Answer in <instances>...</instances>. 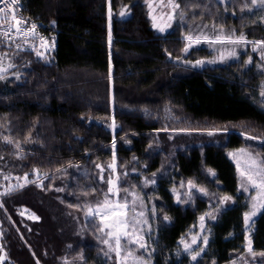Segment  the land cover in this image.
<instances>
[{
  "label": "trees",
  "instance_id": "obj_1",
  "mask_svg": "<svg viewBox=\"0 0 264 264\" xmlns=\"http://www.w3.org/2000/svg\"><path fill=\"white\" fill-rule=\"evenodd\" d=\"M230 1L177 0L180 23L161 35L144 0H26L24 17L51 28L57 45L48 64L0 42L15 64L0 79V151L21 175L46 176L42 187L29 182L3 197L14 201L0 209L4 264H117L114 254L102 257L85 217L108 188L100 177L114 172L129 190L155 181L148 187L156 210L153 264H229L247 256L249 203L228 154L245 148L264 160V72L244 56L197 64L212 56V44L186 40L196 23L220 21L249 43L263 42L264 24L244 23L257 10L251 0ZM246 4L252 12L242 10ZM224 9L227 20L219 19ZM189 182L191 199L184 195ZM225 196L231 204L220 203ZM21 205L36 219L22 216ZM214 206L220 210L207 217L210 242L193 263L179 242ZM250 238L253 252L264 253V209Z\"/></svg>",
  "mask_w": 264,
  "mask_h": 264
},
{
  "label": "rangeland",
  "instance_id": "obj_2",
  "mask_svg": "<svg viewBox=\"0 0 264 264\" xmlns=\"http://www.w3.org/2000/svg\"><path fill=\"white\" fill-rule=\"evenodd\" d=\"M217 1L222 2L223 4L231 3L230 0H217ZM144 2L146 3L148 7L149 15L152 21V26L158 34L165 35L174 27L176 23L178 22L180 23L179 8L175 6L176 4H178L177 0H144ZM253 6L257 10H255L252 13L253 15H247L244 18V20L246 21L244 23L251 24L254 22L256 23L261 22L264 24V6H262V0H257L256 4H253ZM251 8H252L251 6L246 4L242 10H244L245 12H250V11L252 12ZM225 11L227 10L224 9V11L222 10L219 12L220 14L219 19H223V20L229 19L228 17L229 14L226 13ZM232 17L234 16L232 15ZM202 22L196 23V25L192 27V31L189 32L188 35L197 34L200 30V26H206V27H203V31L205 34H207L210 37L215 36L217 33H222L224 37L231 35L233 39H236L241 35H243L244 37V42L240 44L225 43V44L212 45L211 46L212 56L209 59L203 60L202 64L204 65L225 64L230 61L240 60L244 56L243 59L247 66L254 65L256 68V72L258 74H260L262 71L264 72V45H262L259 42L249 43L246 40V37L243 32L240 33L239 35V33L237 34L236 29L234 27L231 29H228V27L223 25V22L218 21L211 25L202 23ZM161 29H163V31H161ZM48 30L49 31L47 32V35L49 38L50 51H47L46 49L42 50L41 52L43 53V56L41 57L42 59L44 58L46 63L52 64L55 61L52 58L54 54L52 45L54 42L53 39L55 38H53L54 33L52 29L49 28ZM201 41H205V40L201 39ZM228 50H234L235 55H229ZM9 65H13V66L15 65L12 56L9 55L7 52L0 53V67L7 68L6 72H8L9 70L13 68V66L9 67ZM3 73H0V74L3 75ZM260 97L263 98L264 100V97H262L261 94H260ZM262 106L264 107V102ZM1 147H4V145L2 144ZM4 155H6L5 151H0V205H2L0 206V209H3L5 206H7L8 203L14 202L13 199L7 200V199H3V197L11 193L14 189H16L15 185L20 184L23 187L27 183H29L23 179L24 175H21L18 169L11 167L17 163L11 162ZM228 156L236 167L239 186H240V189L245 193V195L248 198L247 200L249 203V211H250L252 208V204L254 202H260L262 197H264V192H262L261 189L253 188L252 185L248 181V176L252 175L253 178L256 179L258 183L262 179H264V160L261 156L256 155L254 152L248 149H245V148H239V149L232 150L229 152ZM258 172L260 173V175H256ZM45 177L46 176L44 175V173L40 171L39 172L35 171L33 173V176L28 175V181L35 182L37 183L39 187H42ZM113 180L118 181V183H120L116 172H114ZM153 184L154 183L146 184L145 181H143L140 187L130 190L134 192L139 198L137 201L138 210H142L145 214L144 218L148 220V225L145 226L144 232L142 233L144 237V242L147 245V251L145 249L136 248V252H135L136 255H140L141 253L144 254L146 264H153L152 238L154 234V221L156 217V210H155V215H153L151 211L154 207L153 196L148 191V187H151ZM188 189H190V186L188 187ZM178 194H179V199L181 201L182 191L178 189L174 190L176 202H178L177 201ZM119 195L121 197L125 196L124 191H120ZM128 199L131 200L132 197H128ZM140 201L143 202L142 209L139 208ZM229 204H231V202L227 201L226 205H229ZM89 206H91L94 209L96 205H88L85 208V217L87 220H90L92 222V219L89 218L88 215H86V213L88 212ZM213 209H214L213 211H210L209 209L205 214L201 215L200 218L203 216L204 220L201 221V219L199 218L196 226L192 229V231L189 232L188 235L179 242L182 253L185 256H187V258L190 259L193 263H197L198 261H200V259L205 254V251L207 250L208 244L210 242L211 227L207 222V217L211 213H214L220 210L216 206H214ZM262 210L263 209L259 210L256 216L252 217L251 220L254 221L260 215ZM18 212L22 216L26 217L27 219H32V220L36 219L35 213L32 212L25 205H21L18 209ZM101 212H103V209H101ZM93 224L96 227V231L98 233V238L100 242L102 239L107 238L105 236V232L108 231V229H105V232L98 231V228L100 227V217L99 216L95 217V223ZM149 226H150V230H149ZM252 227H253V223H251V230L249 231V227L245 223V230H246V235H247L245 255L247 256L234 259L229 264H264V255H259V254L253 255V252L249 251V241H251L250 235L252 232ZM194 237L197 240L196 244H192V240ZM205 237L207 238L206 245L203 244V239ZM186 244L191 246V251L193 252L199 248H203V251L197 257V260L193 261L191 259V255L189 254V252L185 251ZM250 246L252 249V245ZM102 247H103L102 257L106 258L104 253L107 252L108 246L102 244ZM111 254H114L116 256L115 252H112L109 255ZM121 255L123 256V252L121 253ZM1 264H4V263H1ZM117 264H118V260H117ZM127 264H131V260H129ZM212 264H216V263H212Z\"/></svg>",
  "mask_w": 264,
  "mask_h": 264
},
{
  "label": "snow or ice",
  "instance_id": "obj_3",
  "mask_svg": "<svg viewBox=\"0 0 264 264\" xmlns=\"http://www.w3.org/2000/svg\"><path fill=\"white\" fill-rule=\"evenodd\" d=\"M257 0H251L252 4H256ZM19 0H0V4L3 6L0 7V23L4 22L9 15H12V19L15 21V24L17 25L15 29V35L23 36L26 40L27 39H34V34L32 36H29V29L25 27L26 21H22L21 19H18L13 14L14 6L18 5ZM177 8L180 7L179 4L175 5ZM262 6H264V0H262ZM203 27L206 26H200V30L195 35H188L186 37V40L189 42L195 41L196 43H199L201 39L207 41L209 44H240L244 42L243 35L239 36L236 39H233L231 35L224 37L222 33H217L215 36H208L204 33ZM35 28V25H32V29ZM163 31V29H161ZM12 32V29H0V33H2L5 36H8L9 33ZM42 42V45L43 46ZM262 45H264V42H259ZM35 50V49H34ZM187 51V48L185 49ZM229 55H235L234 50H228ZM37 56H42L43 54L41 52H36ZM203 61H197V64H202ZM13 65H9V67H12ZM7 68L0 67V73L6 72ZM4 76L0 74V79H3ZM17 79H19V75L16 76ZM261 96L264 97V92H261ZM167 130V129H165ZM216 131L219 130H209L208 134L213 135ZM224 131H227L226 129ZM248 139H252V137H248ZM11 143V141H8ZM19 147V145H17ZM113 147H115V144H113ZM99 167V166H97ZM101 172H103V169H101ZM209 173L211 175H215L214 172H212L211 169H209ZM256 175H260L258 172ZM19 179V178H18ZM23 179L26 182L28 181V174H25ZM100 179L105 182L108 185L107 190L103 193L104 199L101 201L96 202V206L93 209L91 206L88 208V212L86 215L89 216V218L92 219V222L95 223V217H100V227L98 228V231L105 232V229H108V231L105 232V236L107 238L102 239L101 243L108 246L107 252L104 253L105 257L108 259H111V256L109 255L112 252H115L118 264H127L129 260H131V264H146L144 254L141 253L140 255H136V248L145 249L147 251V245L144 242V237L142 233L144 232L145 226L148 225V220L144 218V212L142 210H138L137 207V201L138 197L137 195L130 191L127 187H124L123 185H120L118 181H114L111 176H109L106 180L103 176L100 177ZM248 181L252 185L253 188L261 189L262 192H264V179H262L259 183L256 179L253 178L252 175L248 176ZM145 183H155L154 180L148 181L146 180ZM190 189L184 193L185 196H187L189 199H191V188H195V185H192L191 182ZM184 185L181 184L180 187H183ZM16 188L22 187V185L17 184L15 185ZM57 191H63L62 188H58ZM92 191H95L93 189ZM120 191H124L125 196L121 197L119 195ZM197 191L207 195L208 193L204 188H199ZM128 197H132V199H128ZM230 197L225 196L223 197V200L220 201V203H223V201L229 200ZM177 201L180 202L179 194L177 196ZM2 206V205H0ZM139 208H143V202L140 201ZM101 209H103V212H101ZM261 209H264V197H262L260 202H254L252 204L251 210L245 214L244 220L246 225L249 227V231L251 230V223H254L253 220H251L252 217H255L257 212ZM218 210V209H217ZM152 214L155 215V208L151 210ZM165 219H168L165 217ZM201 221L204 220V217L202 216ZM251 221V223H250ZM150 230V226H149ZM197 240L194 237L192 240V244H196ZM203 244H207V238L205 237L203 239ZM131 245V247H130ZM251 241H249V251L253 252L251 249ZM185 251L189 252L191 255V259L193 261L197 260V257L200 255V253L203 251V248H199L196 251H191L190 245H185ZM123 252V256L121 253ZM256 253L253 252V255ZM260 255H264V253H260Z\"/></svg>",
  "mask_w": 264,
  "mask_h": 264
},
{
  "label": "built area",
  "instance_id": "obj_4",
  "mask_svg": "<svg viewBox=\"0 0 264 264\" xmlns=\"http://www.w3.org/2000/svg\"><path fill=\"white\" fill-rule=\"evenodd\" d=\"M26 0H19L18 5L14 6L13 14L22 21H26L25 27L29 29V36H32L34 34V39H25L23 36L15 35V29L17 25L15 24V21L12 19V15L10 14L9 17L2 23H0V29H12V32L9 33L8 36L3 35L0 33V42L9 46H12L18 50H28L32 52H41L42 50L50 51V45H49V38L47 35V29L48 27L39 23V22H29L23 15L24 10V4ZM3 5L0 4V7ZM2 15V14H0ZM32 25H35V28L32 29ZM55 38V37H53ZM53 60H55V51H56V39H53ZM43 43V46L42 45ZM35 49V50H34ZM42 53V52H41ZM43 54V53H42ZM43 56V55H42Z\"/></svg>",
  "mask_w": 264,
  "mask_h": 264
},
{
  "label": "crops",
  "instance_id": "obj_5",
  "mask_svg": "<svg viewBox=\"0 0 264 264\" xmlns=\"http://www.w3.org/2000/svg\"><path fill=\"white\" fill-rule=\"evenodd\" d=\"M1 224H2V221H1V219H0V227H1ZM0 233H1V231H0ZM0 256H1V258H0V264H1V263H5V258H4V256L2 255L1 251H0Z\"/></svg>",
  "mask_w": 264,
  "mask_h": 264
}]
</instances>
